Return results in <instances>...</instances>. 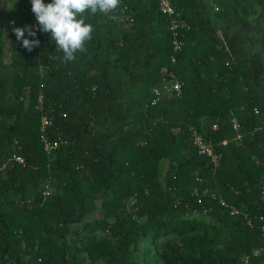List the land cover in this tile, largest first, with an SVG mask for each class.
Returning <instances> with one entry per match:
<instances>
[{
  "label": "trees",
  "instance_id": "obj_1",
  "mask_svg": "<svg viewBox=\"0 0 264 264\" xmlns=\"http://www.w3.org/2000/svg\"><path fill=\"white\" fill-rule=\"evenodd\" d=\"M3 2L0 264H264L260 223L220 201L264 212V0H170L176 35L159 0H119L67 63L31 0ZM25 25L31 51L12 30ZM163 66L181 93L151 104Z\"/></svg>",
  "mask_w": 264,
  "mask_h": 264
},
{
  "label": "clouds",
  "instance_id": "obj_2",
  "mask_svg": "<svg viewBox=\"0 0 264 264\" xmlns=\"http://www.w3.org/2000/svg\"><path fill=\"white\" fill-rule=\"evenodd\" d=\"M119 0H31L36 27L43 33L50 34L55 42L57 52L62 53L64 62H73L77 52H85L88 41L92 39L94 27L88 22L89 17L115 12ZM115 19V17H111ZM15 23L14 21L12 22ZM16 39L31 51L39 45L36 31L32 26L13 27ZM27 33V36L25 35Z\"/></svg>",
  "mask_w": 264,
  "mask_h": 264
},
{
  "label": "built area",
  "instance_id": "obj_3",
  "mask_svg": "<svg viewBox=\"0 0 264 264\" xmlns=\"http://www.w3.org/2000/svg\"><path fill=\"white\" fill-rule=\"evenodd\" d=\"M159 8L163 14H166L171 19L170 22V29L173 32V35L177 34L178 27H181L184 25V21L181 19H178V13L175 11L174 6L170 2V0H159ZM216 7H214L215 9ZM183 42L181 40H177L176 38L173 39V50L177 51L180 50ZM176 61L174 56H171V62L174 63ZM158 85L154 86L152 88V92L154 94V97L151 101V104H155L158 99L161 96H178L181 93V82L176 78L174 73L170 71L166 66H163L161 68V78ZM42 99V96L40 97ZM51 124V119L47 116H43L41 118V124H40V132L42 133L41 137L44 141L45 148L50 150L52 148H57L59 144L62 142V140H54L50 141L47 139L45 135V131L47 126ZM239 124L236 120L233 121V127L238 128ZM192 141L197 146L199 153L205 154L211 158V161L214 166H217L220 160L221 155L219 153H216L213 150L212 143L209 141H205L201 134H199L196 130L192 129ZM226 141L224 140L223 143ZM12 158L16 161L23 163L24 159L20 155L13 154ZM6 163L8 164L9 161L5 160V163H3V167L6 166ZM196 179L200 182L201 178L199 176H196ZM46 194L49 193V191H45ZM208 193L210 196L214 197V194L212 192H209L207 189L203 190V194ZM259 193L261 198L264 199V180L260 182V189ZM200 201V197L198 198ZM221 204L225 207L230 208V213L233 215H241L243 219L245 220V223L248 227L252 228L255 224V222L260 223L259 229L261 233L262 238V245L259 247H255L252 250V254L254 256L260 255L262 252H264V212L259 213L255 216L250 215L247 211L240 210L237 207L229 206L225 201L222 199L220 200Z\"/></svg>",
  "mask_w": 264,
  "mask_h": 264
},
{
  "label": "rangeland",
  "instance_id": "obj_4",
  "mask_svg": "<svg viewBox=\"0 0 264 264\" xmlns=\"http://www.w3.org/2000/svg\"><path fill=\"white\" fill-rule=\"evenodd\" d=\"M6 4H7V2H3V0H0V7H2V8H6L7 6H6Z\"/></svg>",
  "mask_w": 264,
  "mask_h": 264
}]
</instances>
